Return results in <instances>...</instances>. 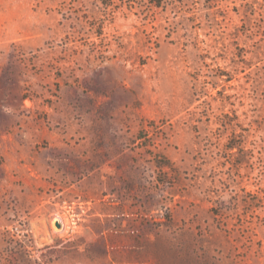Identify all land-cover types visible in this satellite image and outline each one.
Returning <instances> with one entry per match:
<instances>
[{
	"label": "rangeland",
	"instance_id": "obj_1",
	"mask_svg": "<svg viewBox=\"0 0 264 264\" xmlns=\"http://www.w3.org/2000/svg\"><path fill=\"white\" fill-rule=\"evenodd\" d=\"M162 2L0 0V264H264V0Z\"/></svg>",
	"mask_w": 264,
	"mask_h": 264
},
{
	"label": "trees",
	"instance_id": "obj_2",
	"mask_svg": "<svg viewBox=\"0 0 264 264\" xmlns=\"http://www.w3.org/2000/svg\"><path fill=\"white\" fill-rule=\"evenodd\" d=\"M150 3L152 4V5H154V6H156V7H161L162 6V4H163V2H162V0H150ZM238 146H235V145H230L229 146V149L230 150H234L235 148H237ZM161 168H164V167H169V164L168 163H166V164H163L162 166H160Z\"/></svg>",
	"mask_w": 264,
	"mask_h": 264
}]
</instances>
